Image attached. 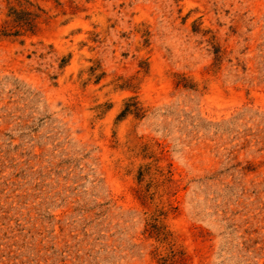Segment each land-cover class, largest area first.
<instances>
[{"label": "rangeland", "instance_id": "obj_1", "mask_svg": "<svg viewBox=\"0 0 264 264\" xmlns=\"http://www.w3.org/2000/svg\"><path fill=\"white\" fill-rule=\"evenodd\" d=\"M0 264H264V0H0Z\"/></svg>", "mask_w": 264, "mask_h": 264}]
</instances>
